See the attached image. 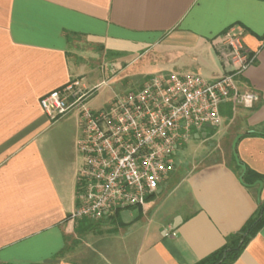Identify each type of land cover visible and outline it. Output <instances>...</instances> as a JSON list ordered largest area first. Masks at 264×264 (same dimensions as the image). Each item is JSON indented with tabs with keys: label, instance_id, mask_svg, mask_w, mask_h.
I'll return each mask as SVG.
<instances>
[{
	"label": "crops",
	"instance_id": "obj_1",
	"mask_svg": "<svg viewBox=\"0 0 264 264\" xmlns=\"http://www.w3.org/2000/svg\"><path fill=\"white\" fill-rule=\"evenodd\" d=\"M232 25L256 56L235 79L259 99L251 107L225 101L220 125L194 132L145 204L87 219L96 228L78 233L81 220L69 219L81 165L78 112L52 120L41 97L83 78L88 63L103 69L100 82L140 87L160 73L216 80L231 70L221 39ZM81 42L91 50L84 60ZM68 122L72 129L62 127ZM249 131L264 132V0H0V264H91L59 252L93 232L112 237L96 264H195L264 201V181L258 197L233 160L241 134L239 159L264 174V136ZM103 220L112 227L99 229ZM232 264H264V225Z\"/></svg>",
	"mask_w": 264,
	"mask_h": 264
},
{
	"label": "built area",
	"instance_id": "obj_2",
	"mask_svg": "<svg viewBox=\"0 0 264 264\" xmlns=\"http://www.w3.org/2000/svg\"><path fill=\"white\" fill-rule=\"evenodd\" d=\"M221 45L231 70L213 81L196 73L154 74L98 110L87 104L94 90L79 80L41 97L52 120L78 112L81 165L77 206L69 215L74 224L145 204L174 170L178 150L194 132L220 125L221 104L232 100L251 107L259 99L253 90H240L235 79L256 59L238 25L224 32Z\"/></svg>",
	"mask_w": 264,
	"mask_h": 264
},
{
	"label": "rangeland",
	"instance_id": "obj_3",
	"mask_svg": "<svg viewBox=\"0 0 264 264\" xmlns=\"http://www.w3.org/2000/svg\"><path fill=\"white\" fill-rule=\"evenodd\" d=\"M74 50V49H73ZM77 52L76 55H80V57L84 60L88 57V55L91 53L89 49V45L85 43H79L77 45V48L75 49ZM74 60H76L77 57L72 56ZM93 69V70H92ZM108 69V68H107ZM86 73L83 75V78L79 79L80 85H85L87 88H92L94 90L93 94L87 98V104L94 108L95 110L104 108L110 101L111 98H113L116 95L123 94L129 90L137 89V85H130L128 83H109V82H100L103 78V69L100 66H97L96 63H88L86 66ZM108 75V72H107ZM106 78V77H104ZM108 78V77H107ZM106 78V79H107ZM96 82L97 85H94ZM231 108V107H230ZM224 106L221 104V112H223ZM230 114H232V111H229ZM73 121V120H72ZM62 126V125H61ZM62 127L66 129H72L71 122H68L64 124ZM235 139V138H234ZM234 141V140H233ZM210 144V142H208ZM211 150V145H207V147H200L197 148L193 154L191 155V159H197L198 156H202L206 154V151ZM136 209V207L134 208ZM129 209H123L122 211V217L126 218L129 214ZM100 227V228H99ZM99 229L105 230L107 228L112 227V224L109 221H101L99 222ZM112 237L108 236H100V234H97L95 232L79 235L78 233L76 236L72 239L70 243V248L67 251L65 248V252L60 251L59 253L66 254L73 257V259L81 260L85 263H91L96 264V250L100 247L101 244L106 243V241H111ZM80 249L82 251L74 253L71 252L70 249ZM47 251L43 250V253H46Z\"/></svg>",
	"mask_w": 264,
	"mask_h": 264
},
{
	"label": "trees",
	"instance_id": "obj_4",
	"mask_svg": "<svg viewBox=\"0 0 264 264\" xmlns=\"http://www.w3.org/2000/svg\"><path fill=\"white\" fill-rule=\"evenodd\" d=\"M250 135L264 136V132L249 131L244 134V136ZM233 160L235 161L236 167L239 170V174H241L242 168L239 164L236 163L234 156ZM240 162L246 165V173L243 177V181L247 186L256 187L252 185L255 181H264V174L253 170L242 160H240ZM94 223V221L83 219L76 226V230L78 233L94 230L96 228V225ZM263 225L264 201H260L258 202V206L254 213L248 218V220L245 222V224L239 231L228 235L225 244L221 248L217 249L216 251H213L212 253L202 258L195 264H232L239 258L244 249L247 247L248 243L259 232ZM60 255H63V252L59 253V256Z\"/></svg>",
	"mask_w": 264,
	"mask_h": 264
},
{
	"label": "water",
	"instance_id": "obj_5",
	"mask_svg": "<svg viewBox=\"0 0 264 264\" xmlns=\"http://www.w3.org/2000/svg\"><path fill=\"white\" fill-rule=\"evenodd\" d=\"M240 138H241V134H238L235 137V139H234V141L232 143V148H233V155L235 157V160H236L237 164H239L241 166V168H242L240 179H241L242 182H244L243 181V177H244V175L246 173V165L240 162V159H239V156H238V153H237V150H236L237 142H238V140ZM252 185L253 186H257V185L259 186L258 187V197H260L261 190H262V187H263V180H257ZM258 200L260 201V198H258Z\"/></svg>",
	"mask_w": 264,
	"mask_h": 264
}]
</instances>
